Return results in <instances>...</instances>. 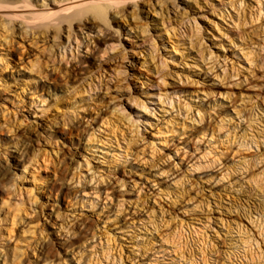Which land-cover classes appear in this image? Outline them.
<instances>
[{
    "label": "rangeland",
    "instance_id": "rangeland-1",
    "mask_svg": "<svg viewBox=\"0 0 264 264\" xmlns=\"http://www.w3.org/2000/svg\"><path fill=\"white\" fill-rule=\"evenodd\" d=\"M101 6L0 13V264H264V0Z\"/></svg>",
    "mask_w": 264,
    "mask_h": 264
},
{
    "label": "bare ground",
    "instance_id": "bare-ground-1",
    "mask_svg": "<svg viewBox=\"0 0 264 264\" xmlns=\"http://www.w3.org/2000/svg\"><path fill=\"white\" fill-rule=\"evenodd\" d=\"M135 1L137 0H62L54 3L53 8L34 10L35 7L29 0H0V13L21 19L26 26L34 30H42L66 22L68 24L80 22L89 15L95 20L104 21L107 14L102 4L120 9L127 3ZM64 2L67 3L63 4Z\"/></svg>",
    "mask_w": 264,
    "mask_h": 264
}]
</instances>
